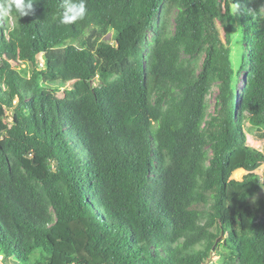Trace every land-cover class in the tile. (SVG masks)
<instances>
[{"label": "trees", "instance_id": "trees-1", "mask_svg": "<svg viewBox=\"0 0 264 264\" xmlns=\"http://www.w3.org/2000/svg\"><path fill=\"white\" fill-rule=\"evenodd\" d=\"M262 4L86 0L74 24L63 0L0 13V257L264 264V196L250 202L264 144L248 139L264 143Z\"/></svg>", "mask_w": 264, "mask_h": 264}, {"label": "rangeland", "instance_id": "rangeland-1", "mask_svg": "<svg viewBox=\"0 0 264 264\" xmlns=\"http://www.w3.org/2000/svg\"><path fill=\"white\" fill-rule=\"evenodd\" d=\"M234 25H235V29H234L233 39H232L231 58H232V63H233L234 68L238 69L243 63V58L248 59V50L246 48V41H245V37L243 34V29H242V25H241V21H240L239 16H236V18L234 19ZM1 34L2 33L0 32V39H1ZM106 39L110 42H113L114 41L113 32H111L106 37ZM39 60L41 62L40 65L42 66L43 60L41 59V56H40ZM240 84H241V81L236 82V86L238 88H240ZM217 93H218V87H217V85H215L207 97L209 105H210L209 111L212 113L214 112V109H215ZM11 119H8L10 124H11ZM248 139H249V143H251L253 146L263 148L264 143L262 141H260L256 136L250 134ZM263 171H264V164H260L257 167L256 172L259 174H262ZM245 173H246V171L243 169L237 170L236 172L233 173L232 177H234L236 179H242V177ZM257 196H264V189H262L256 196L250 198V202L252 204H254V201H255ZM216 259H217V257L215 255H213L211 260L215 261ZM0 264H9V263L0 257Z\"/></svg>", "mask_w": 264, "mask_h": 264}, {"label": "clouds", "instance_id": "clouds-1", "mask_svg": "<svg viewBox=\"0 0 264 264\" xmlns=\"http://www.w3.org/2000/svg\"><path fill=\"white\" fill-rule=\"evenodd\" d=\"M33 3L34 0H3L0 3V13L5 16L15 13L19 18L24 17L30 14ZM261 7L264 8V4ZM86 11V0H63V13L60 23L74 24L84 18Z\"/></svg>", "mask_w": 264, "mask_h": 264}, {"label": "water", "instance_id": "water-1", "mask_svg": "<svg viewBox=\"0 0 264 264\" xmlns=\"http://www.w3.org/2000/svg\"><path fill=\"white\" fill-rule=\"evenodd\" d=\"M223 238V233L222 235L218 238V241H220ZM212 256L209 258L208 262H206L205 264H209V262L211 261Z\"/></svg>", "mask_w": 264, "mask_h": 264}]
</instances>
